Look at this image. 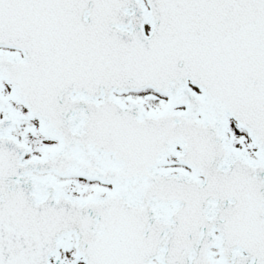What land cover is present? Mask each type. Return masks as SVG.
<instances>
[{"label": "snow or ice", "instance_id": "obj_1", "mask_svg": "<svg viewBox=\"0 0 264 264\" xmlns=\"http://www.w3.org/2000/svg\"><path fill=\"white\" fill-rule=\"evenodd\" d=\"M0 264H264V0H0Z\"/></svg>", "mask_w": 264, "mask_h": 264}]
</instances>
